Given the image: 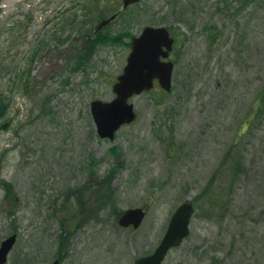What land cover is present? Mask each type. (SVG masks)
Returning a JSON list of instances; mask_svg holds the SVG:
<instances>
[{
    "label": "rangeland",
    "instance_id": "1",
    "mask_svg": "<svg viewBox=\"0 0 264 264\" xmlns=\"http://www.w3.org/2000/svg\"><path fill=\"white\" fill-rule=\"evenodd\" d=\"M118 1L0 0L9 120L0 128V241L18 235L6 264H133L185 199L195 208L189 234L162 264H264V0H141L127 9L108 31L170 27L175 66L171 90L133 96L135 120L107 139L89 103L114 96L129 48L100 44L75 63L62 40L82 37L83 16L56 33L59 44L51 19L59 8L63 19L84 12L98 21ZM45 61L57 65L47 71ZM136 206L146 209L140 226L120 227L118 212Z\"/></svg>",
    "mask_w": 264,
    "mask_h": 264
},
{
    "label": "water",
    "instance_id": "2",
    "mask_svg": "<svg viewBox=\"0 0 264 264\" xmlns=\"http://www.w3.org/2000/svg\"><path fill=\"white\" fill-rule=\"evenodd\" d=\"M138 0H123V6ZM103 20L98 27L108 22ZM172 38L169 37L165 27L145 26L142 33L133 37L131 50L127 56L126 64L112 86L115 97L110 101L94 99L90 102V110L97 133L100 137L112 139L115 131L123 124L134 120L136 113L133 104L128 102L129 97L142 90L152 87L153 80L158 79L159 84L166 90L170 89L172 63L160 61L159 57L167 56L171 48ZM165 47L166 50L162 48ZM4 106H0V115ZM6 123L2 124L5 127ZM193 213L192 204L186 200L179 204L172 213L167 228L155 247L147 255L140 256L133 264H160L167 251L178 246L189 232V220ZM145 211L141 207H131L124 210L118 217V224L127 227H137L142 221ZM16 235L12 234L0 243V264H4L7 254L12 248ZM53 260L50 264H58Z\"/></svg>",
    "mask_w": 264,
    "mask_h": 264
},
{
    "label": "trees",
    "instance_id": "3",
    "mask_svg": "<svg viewBox=\"0 0 264 264\" xmlns=\"http://www.w3.org/2000/svg\"><path fill=\"white\" fill-rule=\"evenodd\" d=\"M83 19L84 20H82L81 22H80V24H79V26H78V28L79 29H81V27H82V25L84 24V23H92L93 21H94V19H95V17H91L89 14H85L84 16H83ZM74 20H76V18H71V17H64V26L66 25V24H68L69 22H72V21H74ZM100 32H97V33H94V35H93V37H95L96 35H97V37H99L98 39H96V41H99V42H104V41H111V40H114L115 39V37H111V36H109V35H106V34H102V35H100L99 34ZM65 39H67V37L65 38ZM91 40H95V38L94 39H91ZM65 41V40H64ZM89 56L91 55V52L88 54ZM73 60L74 59H76V62L75 63H79V61H82V58H81V55H80V52L77 50L76 51V53L73 55ZM7 190H8V188H6ZM9 191V190H8ZM73 191V190H72ZM72 191L70 192V193H72ZM69 193V194H70ZM121 212V211H120ZM120 212H118V215H119V213ZM73 218V217H72ZM69 220H71V218H69Z\"/></svg>",
    "mask_w": 264,
    "mask_h": 264
},
{
    "label": "flooded vegetation",
    "instance_id": "4",
    "mask_svg": "<svg viewBox=\"0 0 264 264\" xmlns=\"http://www.w3.org/2000/svg\"><path fill=\"white\" fill-rule=\"evenodd\" d=\"M42 3H44V2H42ZM45 9V6H40L39 7V9H36L35 7H34V11H35V14L38 12V13H40V12H42V10H44ZM59 9V8H58ZM57 8H55L54 9V18L53 19H51V20H55L56 21V23H55V27L57 28L58 27V30H56L55 31V35H56V33L57 32H59L60 31V26H61V22L59 21V19H60V15H61V11L60 10H58ZM36 17V15L35 16H33V17H31V16H27V18H26V24L27 25H30L31 23H34V18ZM50 20V21H51ZM59 21V22H58ZM54 41L56 42V43H58L59 42V40H58V37L56 36V37H54ZM121 43H124L123 41H120ZM46 46H49V43H47V45ZM49 50L50 51H52V52H54V55H55V57H57L58 55H59V49L57 48V46H55V47H49ZM42 51V50H41ZM45 51H46V49H45ZM173 51H174V49L173 50H171V52H170V54H169V57L171 58H173ZM45 56H47V54L45 55ZM42 75H43V73H42Z\"/></svg>",
    "mask_w": 264,
    "mask_h": 264
}]
</instances>
